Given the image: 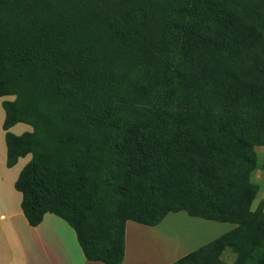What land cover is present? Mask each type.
<instances>
[{"label": "trees", "instance_id": "16d2710c", "mask_svg": "<svg viewBox=\"0 0 264 264\" xmlns=\"http://www.w3.org/2000/svg\"><path fill=\"white\" fill-rule=\"evenodd\" d=\"M6 96L20 209L66 222L85 260L121 264L126 221L180 211L235 227L170 264L264 247V0H0Z\"/></svg>", "mask_w": 264, "mask_h": 264}, {"label": "crops", "instance_id": "0c3cea01", "mask_svg": "<svg viewBox=\"0 0 264 264\" xmlns=\"http://www.w3.org/2000/svg\"><path fill=\"white\" fill-rule=\"evenodd\" d=\"M3 101L0 98V264H102L85 260L78 246L74 231L56 215L44 213L37 225L30 226L27 223L20 209L21 195L14 189L13 185L23 166L30 160V155L27 154L18 158L12 167H6L4 131L1 128L4 117L1 105ZM18 124L20 123L10 127L8 132L18 136L22 132L30 131L28 128L24 130L22 126H16ZM17 128H20L21 131L14 133L13 131ZM174 215H183L191 219V221L204 223L213 229L219 228L220 232L211 239L195 246L190 251L175 255V257L165 262L164 251L162 252L163 256H160V242L154 244L155 249L149 248L150 245L142 241L135 244L132 242V239H134L132 234H147L153 231H155L153 234H149L152 239L158 237L157 239L164 241V243L166 239H173V231H177L183 226L180 222L167 221L165 223L167 218ZM169 216L166 215L155 226H144L132 221H126L124 223V253L121 264H169L235 227L234 224L230 223H217L192 218L183 211ZM202 227L205 230L203 225ZM204 230L201 233H204ZM177 233L179 232L177 231ZM194 236L196 237L194 242L198 243L200 237L196 234L193 235V238ZM189 241L190 237L187 238L186 242L179 240V245L183 246L179 248L174 246L175 251L185 248ZM155 246L158 247V250Z\"/></svg>", "mask_w": 264, "mask_h": 264}, {"label": "rangeland", "instance_id": "374dc122", "mask_svg": "<svg viewBox=\"0 0 264 264\" xmlns=\"http://www.w3.org/2000/svg\"><path fill=\"white\" fill-rule=\"evenodd\" d=\"M2 99L4 101H11L13 97L6 96V97H2ZM16 126H22L24 130H27V128L30 129L27 125L22 124V123ZM19 131H21V129L17 128L13 132L18 133ZM253 154H254L255 161L258 164H261L262 162H264V149L262 147L260 146L253 147ZM248 180L251 184H253L255 188V195L250 205L249 212L253 213L256 209L257 204H260L262 206L261 212L264 214V169L260 167H256L253 170H251L248 173ZM172 214H175V213H168L167 216L170 217L169 215H172ZM167 221L182 223L183 226L182 227L180 226L181 228L177 230L180 233V235L175 230L173 231V237H172L173 239H168V240L166 239L164 243V241L157 239L158 237L154 239L151 238L149 234H153L155 231L149 232L147 234L137 233V235L132 234L134 238L132 239L133 240L132 242L135 244L139 241H142L144 243L149 244L150 245L149 248H152V249H155L154 244H157L158 242H160L159 244L160 256L161 257L163 256L162 252L164 251L163 253H165V256H164V259H165L164 262H165L169 260L170 258L175 257V255H179L180 253H186L187 251H190L195 246L199 245L203 241H207L211 239L212 237L216 236L220 232L219 228H216V229L210 228L208 225L204 223L197 222V221H191V219H188L183 215L171 216L170 218H167L165 223ZM201 224L205 227V230ZM203 230H204V233H201ZM195 234L200 237L198 240V243L194 242L196 237L194 236L193 238V235ZM189 237H190V241L188 242V244L185 245V248L179 251H175L174 246L177 248L183 246V245H179V240L186 242L187 238ZM263 237H264V230H263ZM256 241L250 238V243L248 247H245L241 250V255L239 256L240 259H239L238 264H264V247L257 246L258 243ZM156 249L158 250V247H156ZM216 257L222 264H235V259L237 257V254L234 251H232L231 248L223 247L219 249L218 253L216 254ZM230 258H231V261H230ZM185 264H190V263H185ZM192 264H196V263H192ZM199 264H204V263L199 261ZM208 264H211V263H208Z\"/></svg>", "mask_w": 264, "mask_h": 264}]
</instances>
